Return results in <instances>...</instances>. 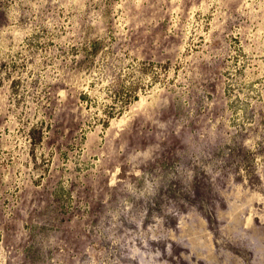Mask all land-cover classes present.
<instances>
[{
    "label": "rangeland",
    "instance_id": "374dc122",
    "mask_svg": "<svg viewBox=\"0 0 264 264\" xmlns=\"http://www.w3.org/2000/svg\"><path fill=\"white\" fill-rule=\"evenodd\" d=\"M0 264H264V0H0Z\"/></svg>",
    "mask_w": 264,
    "mask_h": 264
}]
</instances>
